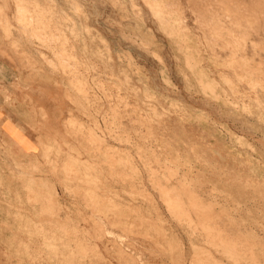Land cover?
Segmentation results:
<instances>
[{
  "label": "rangeland",
  "instance_id": "1",
  "mask_svg": "<svg viewBox=\"0 0 264 264\" xmlns=\"http://www.w3.org/2000/svg\"><path fill=\"white\" fill-rule=\"evenodd\" d=\"M24 1L46 30L0 0V107L36 148L0 132V264H236L207 224L240 264H264V0H163L179 38L148 0ZM53 141L63 160L44 156ZM16 159L41 167L55 212L15 187Z\"/></svg>",
  "mask_w": 264,
  "mask_h": 264
},
{
  "label": "bare ground",
  "instance_id": "2",
  "mask_svg": "<svg viewBox=\"0 0 264 264\" xmlns=\"http://www.w3.org/2000/svg\"><path fill=\"white\" fill-rule=\"evenodd\" d=\"M149 5H151V10H153L154 14L156 15V17H158L161 22L164 24V26L169 29V34L171 33L174 36H178V38L180 36H182L180 31V28H178V21L179 19L177 17H174V11L172 12L171 10L168 9V5L165 1L163 0H148ZM23 2H25L24 0H18V14H19V21L22 23V25L24 27H26L27 29H29L30 31H32L35 36H41L40 33H44V31L46 30V27H41L37 24L38 19L35 18V16H38V12L36 10H34V12H32L31 9H29L26 6H22ZM135 4V3H134ZM150 7V6H148ZM33 9V8H32ZM6 10V9H5ZM30 13L29 16H27V13ZM35 13V14H32ZM153 14V16H154ZM228 14V13H227ZM231 14V13H230ZM228 14V15H230ZM3 15V14H2ZM3 21H5V17L3 16ZM16 18V17H15ZM140 18V17H139ZM157 19V20H159ZM230 19V18H229ZM251 20V19H250ZM37 21V22H36ZM170 21V22H169ZM160 22V21H159ZM180 22V21H179ZM181 23V22H180ZM4 27L6 28L7 31H10L7 23L4 22ZM236 27V25H234ZM11 27V26H10ZM18 27V26H17ZM142 27V26H141ZM162 28V27H161ZM1 30V29H0ZM184 30V29H183ZM21 31V30H20ZM166 32V31H165ZM188 32V31H187ZM4 33V32H3ZM83 34V33H82ZM167 34V33H166ZM184 34V33H183ZM141 36V35H140ZM143 36V35H142ZM216 36V35H215ZM230 36V35H229ZM169 37V36H168ZM184 37V35H183ZM213 37V36H212ZM218 37V36H217ZM5 39V38H4ZM191 39V38H190ZM178 41V40H177ZM188 41V40H187ZM240 41V40H239ZM182 42V41H181ZM11 43V42H10ZM192 43V42H190ZM54 44V43H53ZM226 44V43H225ZM16 45V44H15ZM236 45V44H235ZM11 46V45H10ZM14 46V45H13ZM228 47V46H227ZM160 58V57H158ZM64 59V58H63ZM62 59V60H63ZM61 60V59H60ZM65 62L67 64H69L67 61L70 62V58H66L64 59ZM161 60V59H160ZM74 61V60H73ZM158 61V60H157ZM230 64H233L235 62H237L236 58H233ZM65 63V64H66ZM83 63V62H82ZM187 63V62H186ZM86 64V63H84ZM52 66V65H51ZM64 68L67 67L68 65H63ZM76 66V65H75ZM245 67V66H244ZM187 68V67H186ZM54 70V69H53ZM249 70V69H248ZM57 71V70H56ZM68 71V70H67ZM241 78H243L244 76H239ZM246 77V76H245ZM249 81V80H248ZM84 83V82H83ZM206 83V84H205ZM204 83V88L206 89L207 92H211L213 94L216 93L215 90V85L212 82H205ZM230 83V82H229ZM250 83L252 85H258L259 82H257L254 78L250 79ZM81 84V83H80ZM85 84V83H84ZM248 85V84H247ZM200 87V86H199ZM232 92V91H231ZM240 93V92H239ZM227 102V101H226ZM263 104V103H262ZM257 105V103H256ZM260 106V105H259ZM264 106V105H263ZM252 107V106H251ZM261 107V106H260ZM259 107V108H260ZM244 108V107H243ZM261 109H259L260 111ZM262 111L264 112V110L262 109ZM154 114V113H153ZM79 122L72 120L71 124L77 126V130L81 129L80 123ZM70 126V125H69ZM80 133L83 131H79ZM88 137H90L91 140H94L93 135H88ZM44 145V144H43ZM52 147V149H51ZM49 148V149H48ZM44 150V156L49 157L50 153H53L56 157H58L59 159H62V152L60 149V146L58 145L57 142H54L51 144V146H47V148H43ZM22 156H25L26 153H21ZM12 156L15 157L14 154H12ZM238 157V156H237ZM63 160V159H62ZM2 164V163H0ZM15 164L19 167H23L26 168L29 171V174H27L26 172H23L26 174V176L20 178L19 176L13 175L11 181L15 184V187L19 190H21L20 193H22L25 190L28 191H34L35 193H37V198L38 197H47L50 200V208L46 207V212H48L49 214H52L53 212H55V210H57V206L54 205V203L51 200V193H53V191L51 190V184L47 181H41V183L37 186V184L39 183L33 176L32 173L34 171H38L41 167L38 166V164L32 160L28 161L27 166L21 162L20 159H16L15 160ZM54 164V163H53ZM64 167H66L64 165ZM90 177V175H89ZM4 180V178L0 175V183L1 181ZM190 184V182H189ZM41 187H43L44 189L48 190L50 192H46L44 190L41 189ZM38 188V190H37ZM19 193V192H18ZM19 193V202L23 201V196ZM54 205V206H53ZM115 205V204H114ZM174 205L177 207V212H178V216L179 217H187V213H184V210L182 209V206L180 205L179 202H174ZM253 205V204H252ZM255 206V205H254ZM175 209V208H174ZM9 210V209H8ZM246 211V210H245ZM256 211V210H255ZM5 213L10 214V210L8 212H6L5 210H2L0 212V219H5ZM14 218L17 219V222H19L18 226L19 228H23V229H28L29 230V225H20L21 222H28V218H26L21 212H17L13 214ZM204 227L206 228V230L209 232V236H211V240L216 244L219 245L223 248V250L231 257L234 259L236 264H240L239 262V256L241 255L238 250L236 248H233L234 245H229L228 242L226 241V239L220 237L219 235L215 234L213 232L212 227H210V225H204ZM34 233V232H32ZM217 236H219L218 239H215ZM218 240V241H216ZM46 245L49 249V251L51 253H53L54 255L57 254L59 251H61V248L58 244H56L55 242L53 243L52 239L48 236H46ZM12 247L15 249L16 253L18 255H20L21 258H23L24 256H33L34 254L30 252L29 248L24 245V244H12ZM178 255V254H177ZM198 256V255H197ZM203 264V263H201ZM205 264V263H204Z\"/></svg>",
  "mask_w": 264,
  "mask_h": 264
},
{
  "label": "crops",
  "instance_id": "3",
  "mask_svg": "<svg viewBox=\"0 0 264 264\" xmlns=\"http://www.w3.org/2000/svg\"><path fill=\"white\" fill-rule=\"evenodd\" d=\"M0 132L7 134V136L21 149V153H26L24 149L36 148V141L30 136L26 135V131L20 127L19 121H14L12 117L5 114L0 107ZM4 210V206L0 205V212Z\"/></svg>",
  "mask_w": 264,
  "mask_h": 264
}]
</instances>
